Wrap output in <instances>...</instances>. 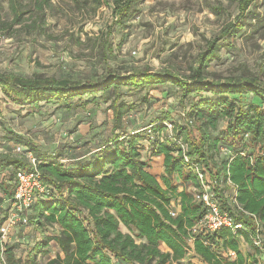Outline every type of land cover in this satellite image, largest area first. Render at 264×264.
Here are the masks:
<instances>
[{"label":"trees","instance_id":"obj_1","mask_svg":"<svg viewBox=\"0 0 264 264\" xmlns=\"http://www.w3.org/2000/svg\"><path fill=\"white\" fill-rule=\"evenodd\" d=\"M71 1L94 19L111 9L112 23L103 32L105 35L98 36L99 44L103 41L101 46L109 51L105 38L111 34L112 24L126 26L145 0ZM253 1L239 0L235 22L228 23L207 42L196 57V65H191L184 77L173 76L169 69H132L124 74L109 69L86 80L42 73H0V92L14 105L37 108L45 103L71 110L77 104L86 106L100 94L102 102H109L104 112L113 124L110 140L96 147L89 159L69 166L58 161L62 155L44 156L29 139L6 131L4 140L20 146L22 152H0L4 176L0 190L9 206L16 173H38L50 194L36 193L28 221L33 228L52 227L56 232L44 235L24 260L16 257L14 245L0 240V263L40 264L37 257L48 255L47 247L53 242L57 252L43 264H190L182 263L189 254L203 264H264V251L255 245L260 241L264 246V108L241 103L247 94L264 103V84L251 77L224 83L211 81L207 71L218 59L219 39L244 27L243 18ZM8 6L12 19L0 20V33L7 32L9 37L13 36L10 30L14 25L26 34H45L46 17L56 9L52 0H8ZM255 18L257 15L252 16ZM168 82L180 88L182 99L191 92H210L214 97L200 95L185 113L183 124L172 122V138L157 136L151 141L150 156L163 158V174L158 179L141 157V136L115 131L122 129L123 117L134 106L121 100L122 87L156 88ZM86 95L89 98L83 101ZM229 95H237L239 102L229 99ZM164 118L169 120L168 116ZM222 119H226L225 128L213 135ZM164 129L158 123L153 132ZM218 150H226L228 155L216 163L214 154ZM27 154L35 159L34 163ZM203 168L211 180L206 193L228 213L233 226L239 225L234 230L221 227L213 233L191 232L205 209L194 193L178 191L174 180H190L199 189L196 194L202 193L198 173H204ZM227 185L231 194H225ZM8 206L4 215L0 209V224L6 219ZM171 211L176 215L172 216ZM242 240L254 250L253 254L240 250ZM223 251H231L235 257H224Z\"/></svg>","mask_w":264,"mask_h":264},{"label":"rangeland","instance_id":"obj_2","mask_svg":"<svg viewBox=\"0 0 264 264\" xmlns=\"http://www.w3.org/2000/svg\"><path fill=\"white\" fill-rule=\"evenodd\" d=\"M21 1L28 3L29 0ZM52 3L56 9L46 17L45 34H26L19 31V25L10 30L13 36H7V32L0 33V73L27 76L42 73L57 78L86 80L94 73L101 74L109 69L123 74L132 72V69H149L152 72L169 69L173 76L184 77L188 75L189 67L196 65V57L205 49L207 42L219 35L228 23L235 22L239 14V0H145L126 26L112 24L111 34L105 38L111 47L108 51L106 46H101L103 41L99 44L98 36L112 23L110 8L100 19H94L86 10H78L71 0H52ZM246 13L241 30L219 39L218 59L207 68L209 80L224 83L228 79L251 77L264 84V0H254ZM253 15L257 18L252 19ZM11 19L8 0H0V20ZM120 92L121 100L134 106L123 117L122 129L115 132L141 136V157L148 162L149 171L159 179L163 174L162 160L161 157L150 156L151 141L157 136L163 140L172 138V122L183 124L185 113L200 95L214 96L210 92H191L182 99L180 88L171 82L156 88L122 87ZM88 98L84 96L83 101ZM228 98L239 102L237 95H229ZM241 103H253L264 108V103L252 94L244 95ZM108 104L102 102L100 94H97L93 102L86 106L77 104L71 110L45 103L37 108L19 107L6 101L0 92V152L14 151L13 144L4 140L6 131H11L37 145L44 156L62 155L58 161L66 166L89 159L96 147L112 137L113 124L106 119L104 112ZM166 116L169 120L164 121ZM158 123L165 129L156 134L153 129ZM225 126L226 119H222L213 135H218ZM227 155L226 150H218L214 161L219 163ZM203 171L208 173L204 168ZM3 177L0 171V181ZM174 181L178 184V191L185 189L195 196L199 190L190 180L175 178ZM224 189H227L225 194L232 193L228 185ZM0 206L1 215L6 214L8 203L1 190ZM121 229L125 231L123 227ZM55 232L52 227L40 230L29 224H16L11 227L6 243L14 245L16 257L24 260L44 235L53 236ZM259 248L264 251L262 243ZM47 250L48 255L37 257L38 263L43 264L54 257L57 247L50 242ZM240 250L244 254L254 253L243 240ZM222 255L235 257L231 251H223ZM182 263L203 264L191 254Z\"/></svg>","mask_w":264,"mask_h":264},{"label":"built area","instance_id":"obj_3","mask_svg":"<svg viewBox=\"0 0 264 264\" xmlns=\"http://www.w3.org/2000/svg\"><path fill=\"white\" fill-rule=\"evenodd\" d=\"M14 152L20 153L22 152V148L20 146H14ZM27 156L31 159V162H35V159L32 158L30 154H27ZM185 160L188 161L187 158H185ZM198 177L201 181L203 191L202 193L196 194L194 197L202 203L205 213L202 219L193 226L191 232L193 234L213 233L221 227H229L234 230L239 225L233 226L232 218L228 213L222 211L218 203L213 201L206 193L208 185L210 184L208 174L206 172L198 173ZM16 180L13 197L9 200L6 219L0 224V240L2 244L6 243V237L9 234L11 227L16 224H29L27 212L35 200L36 193L45 195L50 194V192L39 181V175L36 172L26 173L19 171L16 173ZM204 180L206 183H204ZM171 215L175 216L176 211H171ZM259 244H261L260 241H255L256 246L259 247Z\"/></svg>","mask_w":264,"mask_h":264},{"label":"crops","instance_id":"obj_4","mask_svg":"<svg viewBox=\"0 0 264 264\" xmlns=\"http://www.w3.org/2000/svg\"><path fill=\"white\" fill-rule=\"evenodd\" d=\"M161 160L163 161V158L161 157Z\"/></svg>","mask_w":264,"mask_h":264}]
</instances>
